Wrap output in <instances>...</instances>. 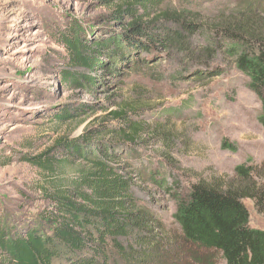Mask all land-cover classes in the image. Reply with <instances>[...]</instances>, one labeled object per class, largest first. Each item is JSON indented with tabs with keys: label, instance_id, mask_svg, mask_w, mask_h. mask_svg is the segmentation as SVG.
Masks as SVG:
<instances>
[{
	"label": "rangeland",
	"instance_id": "rangeland-1",
	"mask_svg": "<svg viewBox=\"0 0 264 264\" xmlns=\"http://www.w3.org/2000/svg\"><path fill=\"white\" fill-rule=\"evenodd\" d=\"M190 1L186 8L210 26L238 13L259 16L264 25V0ZM114 8L101 0H0V227L11 235L42 223V213L54 208L48 194L60 173L26 159L108 120L118 109L109 97L121 96L115 101L140 106L132 116L146 128L134 146L139 158L132 191L167 232L160 264H223L219 254L180 239L176 197L199 181H233L241 164L253 165L254 179L261 182L262 102L234 57L214 47L211 29L192 32L173 23L165 25L171 39L143 51L145 63L126 73L124 86L117 76L83 68L73 71L98 77L94 90L66 84L61 71L68 55L58 35L72 23L90 41L121 32L109 19ZM206 70L217 72L197 74ZM83 104L88 111L80 118L56 120L59 112ZM224 141L235 150L224 148ZM244 203L251 226L264 229V214L251 200Z\"/></svg>",
	"mask_w": 264,
	"mask_h": 264
},
{
	"label": "trees",
	"instance_id": "trees-1",
	"mask_svg": "<svg viewBox=\"0 0 264 264\" xmlns=\"http://www.w3.org/2000/svg\"><path fill=\"white\" fill-rule=\"evenodd\" d=\"M101 1L115 6L109 19L121 32L90 41L73 23L62 31L57 40L68 55V67L61 71L66 84L94 90L98 77L73 71L83 68L117 76L119 85L124 86L126 73L145 63L140 54L171 39L173 32L168 34L166 24H180L192 32L211 29L214 47L227 50L236 68L249 77V88L262 102L260 121L264 126L261 17L238 13L210 26L200 20L198 12L186 8L190 0ZM216 72L197 74L213 76ZM119 98L109 97L118 109L108 113V120L88 127L77 138L60 139L43 154L26 159L53 175L60 173L48 194L54 208L42 213V223L24 232L10 235L0 227L2 264L161 263L160 250L167 232L132 191V170L139 158L134 146L146 128L132 116L140 106L128 100L115 101ZM86 107L63 110L55 118L61 122L78 119L88 111ZM223 147L235 150L227 141ZM254 172L253 165L241 164L235 168L233 181H199L185 196H177L174 219L181 230L180 239L219 254L217 259L223 264H264V229L251 226L244 203L251 200L264 214V175L260 174L261 182H257ZM206 264L218 263L209 260Z\"/></svg>",
	"mask_w": 264,
	"mask_h": 264
}]
</instances>
